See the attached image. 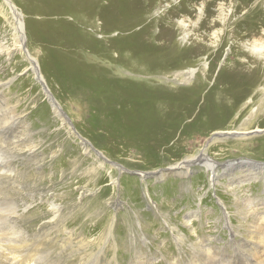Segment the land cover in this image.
Returning a JSON list of instances; mask_svg holds the SVG:
<instances>
[{
  "label": "rangeland",
  "instance_id": "374dc122",
  "mask_svg": "<svg viewBox=\"0 0 264 264\" xmlns=\"http://www.w3.org/2000/svg\"><path fill=\"white\" fill-rule=\"evenodd\" d=\"M9 1L22 14L27 32L22 7L27 0ZM148 1L153 7L140 14L143 23L133 30H140L143 24L155 34L171 28L174 49L160 61L184 52L185 56L180 64L172 61L171 68L156 67L154 74L170 83L162 79L154 89L147 82L141 85L155 91L157 97L175 96L184 101L195 87L200 95L211 94L216 104H228L227 121L221 127L200 125L216 123L220 116L216 113L190 125L194 115L175 110L174 116L171 113L175 120L148 113L125 123L118 119L116 126L96 123L86 102L70 95L67 87L60 90L41 71L50 98L67 120L62 118L100 154L90 149L91 155H87L77 144L80 140L69 141L53 117L37 76L25 72L20 57L7 60L0 55V264L20 259L24 253L19 250L20 242L30 244V257L41 264H171L173 260L187 264L194 252L201 262L205 256L218 260L233 254L238 255L234 264H245L244 252L251 255V262L257 256L264 258L263 242L252 234L257 214L249 215L253 202L259 204L258 213L264 212V173L257 176L261 180H255L258 171L238 166L222 169L230 175L209 183L201 162L182 178L176 176L177 170L165 178L144 181L127 173L174 169L203 150L218 167L224 162L236 164V160L264 163V51L259 56L249 51L254 42L264 47V0ZM199 6H203L200 16ZM168 7L170 11L163 17ZM182 20L185 27L179 24ZM9 33L0 15V44L4 39L10 42ZM118 33L114 29L108 36L114 38ZM29 49L31 57L39 61L40 49ZM164 55L159 52L153 57ZM209 66L211 71L203 73ZM188 68L197 70L188 83L183 76L170 75ZM230 74L248 81L247 85L233 90ZM104 75L115 77L109 72ZM240 89L246 90L230 108L232 92ZM238 129L248 132L240 134ZM216 132L226 133L216 138ZM230 183L235 193L227 196L225 186ZM226 212L229 229L220 219ZM235 232L240 235L234 236ZM244 240L257 243L258 253L247 251L252 246H244ZM215 246L221 249L215 251Z\"/></svg>",
  "mask_w": 264,
  "mask_h": 264
},
{
  "label": "bare ground",
  "instance_id": "6f19581e",
  "mask_svg": "<svg viewBox=\"0 0 264 264\" xmlns=\"http://www.w3.org/2000/svg\"><path fill=\"white\" fill-rule=\"evenodd\" d=\"M155 6L157 5H154V7ZM22 7L23 11L27 14V32L24 31L23 22L21 20L22 14H20L16 7L13 6L9 0H3L0 4V15L3 17L10 32V42H5L4 39V43L0 44V55L5 56L7 60H11L13 57H20L27 67L25 72H30L33 77L37 76L35 79L43 86L42 90L46 101L51 104L50 107L53 117L58 120L69 141L75 142L78 137L75 136L72 128L67 125L65 121L66 118H62L63 115L58 109V104L56 103L57 105H55L54 102H52L51 99L53 98H50L51 94H49L50 92L45 85L47 82H43L41 71L52 77V82L57 83L60 90L63 87H67V92L70 93V95H73L76 99L80 98L84 103L86 102L85 104H88L92 111V118L96 123L105 122L107 125L116 126L118 119H120L122 123H125L129 118L132 119L138 116H144L148 113L157 117L163 115L165 118L174 119L173 113H175V110L178 112L183 111L184 115L187 114L188 117L194 115L190 125H195V123L205 118H210V116L212 117L216 113H220L216 123L203 122L200 125L206 127L211 125L210 128L214 126L221 127L224 125L225 121H227V113L231 111L226 107L228 104H222L221 106L216 104L214 98L210 97L211 94L209 95L206 93L204 96L200 95L199 93L202 92L200 90L196 91L194 89L195 87L193 89L191 88L194 94H192L188 100L184 101V99L175 98V96L164 98L160 96L157 97L154 93L155 91L141 85V83L147 82L152 85V89H154V86L160 83L162 79L170 83V81H166V77L160 74H154L157 71L156 67L158 66L157 68L162 69L171 68L174 66L172 65V61L180 64L185 56L184 52L181 56L173 55V57L170 56L171 58L169 57V59L160 61V59H164L166 56L170 55L174 49V34L170 30L171 28H162L158 34H155L151 31L152 29L148 24H143L140 30H133L137 23L140 24V21L143 23L144 16L141 19L140 14H143L153 7L150 1L27 0V3H23ZM95 8H97V10H95ZM161 9L165 8H160L159 10ZM198 10L199 16L200 14L202 15L203 6H199ZM168 11H170L169 7L166 8L161 15L164 17ZM31 16H39V18L34 19ZM171 20L172 18H169L168 22L170 23ZM179 24L181 27H185L184 20L180 21ZM114 29L118 30V35L114 38L109 37L108 33L114 31ZM26 34L28 36L27 45L40 49L41 56H39V61H35V59L31 57L30 46L28 49L25 48L26 40L24 37ZM96 36L99 38H96ZM38 49H36V51H38ZM249 51L259 56L264 51V47L254 42L252 46L249 47ZM159 52H165V55L162 57H153ZM202 71L203 73H209L211 71V66ZM108 72L115 77L107 78L104 74L107 75ZM196 72L197 70L188 68L187 70H180L170 75L175 77L183 76V81L188 83L189 80L195 76ZM221 74V76L225 75L224 72ZM234 75L236 74L234 73ZM229 76H231V83H229V86H231L233 90L236 89L235 87H242L244 84L247 85L248 83V81H244L240 78L237 79V75L233 76L230 74ZM173 82H175V84L178 83V81L175 80H173ZM244 90L246 89L232 92L231 98H234V100L231 99L229 102V104L233 103L229 106L230 108L237 103V99L239 98L238 95H240V93L242 94ZM200 99H202V103L198 104ZM171 113L173 116H171ZM179 114L180 113H178V116ZM122 126L124 125L122 124ZM185 127H187V125ZM238 130L242 132L240 134L248 132L245 129ZM224 133L216 132L214 133V137L222 138ZM77 144L82 146L85 154L91 155V148L87 142L83 143L78 141ZM199 162L203 164L202 170L207 174L209 183L217 182L221 177L228 176V174L230 175V173L222 171V169L231 170L236 169L238 166L245 167L247 170L251 168L254 171H258L257 173H259V175H253L255 180H261V178L257 176L264 173V163H261L262 165L259 166L256 162H251L250 160H236V164L224 162L218 167V165H216L218 162L212 161L205 153V150H203L201 153L197 152L193 157L187 158V160H185L186 165L178 164L179 166H176L174 169L172 167V169L170 168L159 173H153L149 177L142 173H138L137 177L140 178L141 181L150 178L159 180L165 178L171 172L174 174V170H177L178 172L176 173L178 174L176 176L182 178L183 175L188 176L190 173L194 172L195 170H192V167L196 166ZM241 183L242 182H238V185ZM232 184L233 183H230L225 186V193L227 196H232L235 193L233 192L234 188L230 187ZM235 199L238 200L237 197H235ZM216 201L222 206L223 202L221 203L217 197ZM258 209L259 204L253 202L249 215L252 217L251 214H257L252 234L255 239L262 240L263 247H261V249H264V212L258 213ZM246 218L249 217L247 216ZM220 219L225 221V228L228 227L226 229H229V225H231L229 222V213L226 212V216ZM236 235L240 234L235 232L234 236ZM5 242L9 243L10 241L7 240ZM220 242H222V240ZM24 243L25 242L19 243V250H23L24 253L21 254L18 261L14 262L10 260L12 264H41L40 260H32L30 257V244L24 245ZM71 244L72 243H70V245ZM38 245H40V243L37 241V246ZM250 245L252 247H249L247 251L258 253V244L248 241L244 244L246 247ZM213 249L218 251L221 247L215 246ZM210 250L211 248H209L207 252ZM224 254L227 255L226 252L222 255ZM192 256L188 258L189 260L185 263L234 264V259L237 258L238 255L234 256L233 254H228L227 257L223 256L222 258L219 257L221 255H218L217 257L220 258L218 260L205 256L206 259L204 258L205 260L203 262H201L203 259L199 260L196 252H194ZM243 256L245 257L243 260L245 264H264V258H261V256H257L256 260H253V262H251V255L248 252H244ZM91 259H93L92 256L90 260ZM92 263L93 262L90 264ZM171 264L181 263L173 260Z\"/></svg>",
  "mask_w": 264,
  "mask_h": 264
},
{
  "label": "water",
  "instance_id": "95a60500",
  "mask_svg": "<svg viewBox=\"0 0 264 264\" xmlns=\"http://www.w3.org/2000/svg\"><path fill=\"white\" fill-rule=\"evenodd\" d=\"M52 100V102H54V100L53 99H51ZM54 104L56 105V102H54ZM59 110H60V112L62 113V115L66 118V116H65V114L63 113V111L60 109V108H58ZM67 123H69V121H67ZM70 124V123H69ZM73 130V133L80 139V141L81 142H83V143H85L86 141L82 138V137H80V135H78V133L77 132H75L74 131V129H72ZM91 147V146H90ZM91 149L92 150H94L92 147H91ZM97 154H99L96 150H94ZM114 164V163H113ZM116 165V164H115ZM116 166H118V168H123L122 166H120V165H116ZM124 169V168H123ZM124 171H125V169H124ZM126 172V171H125ZM127 173H129V174H138V173H136V172H131V171H127ZM145 175L146 174H150V175H152L153 173H144Z\"/></svg>",
  "mask_w": 264,
  "mask_h": 264
}]
</instances>
